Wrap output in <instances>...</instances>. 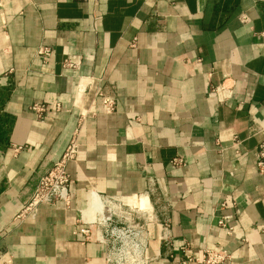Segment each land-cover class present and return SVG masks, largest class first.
<instances>
[{"label":"crops","instance_id":"crops-1","mask_svg":"<svg viewBox=\"0 0 264 264\" xmlns=\"http://www.w3.org/2000/svg\"><path fill=\"white\" fill-rule=\"evenodd\" d=\"M69 55L82 78L63 70ZM225 77L236 86L222 103ZM53 101L63 111L45 119L30 109ZM0 133V264H107L80 220L92 192L142 197L150 264L204 249L264 264V0H2ZM73 141L71 206L17 220Z\"/></svg>","mask_w":264,"mask_h":264},{"label":"built area","instance_id":"built-area-1","mask_svg":"<svg viewBox=\"0 0 264 264\" xmlns=\"http://www.w3.org/2000/svg\"><path fill=\"white\" fill-rule=\"evenodd\" d=\"M2 0H0V7ZM38 54L46 61L52 54L49 46L39 48ZM82 62L80 57L69 55L63 63V70L72 73L79 79ZM235 80L225 77L223 81L212 87L217 99L224 103L234 97ZM79 88V85H78ZM82 89L79 88L81 92ZM101 105L106 113H112L116 109L114 95L101 90L99 92ZM30 109L41 119H45L49 114L56 115L63 111V104L60 101L35 103ZM235 141V145H239ZM77 153V144L73 141L66 148L61 159L40 177L38 185L28 203L22 206L16 215L17 220H24L31 215L40 205H55L63 203L66 207L71 206L72 197L75 192V183L67 170V165L72 161ZM181 159H175L174 164H181ZM256 168L264 173V135L257 151ZM92 197H98L101 208L96 211L92 220H86L80 211L81 222L88 226L94 225L97 228V239L101 243L109 246L106 261L107 264H150L149 240L147 223L153 221L152 212L149 206H140L142 197L135 199L101 197L98 193L92 192ZM220 225L226 226L224 220ZM231 230V229H230ZM83 234L89 236V227L81 230ZM231 255L228 251L218 252L213 249H204L199 255L188 254L181 264H228ZM6 264H15L10 257Z\"/></svg>","mask_w":264,"mask_h":264},{"label":"bare ground","instance_id":"bare-ground-1","mask_svg":"<svg viewBox=\"0 0 264 264\" xmlns=\"http://www.w3.org/2000/svg\"><path fill=\"white\" fill-rule=\"evenodd\" d=\"M90 199L92 200V202H91ZM88 201H89V203L91 202V206H92V208H91L90 211H91V213L94 215L96 211H99V210H100V208H101V203H100L98 197H92V196L89 198ZM80 211L82 212L83 216H84L85 219H86L87 217H86V214H85V213H86L87 211H86V210L84 211V209H80ZM93 215H92V216H93ZM93 218H94V217H93ZM86 220H88V219H86ZM89 220H92V219L89 218Z\"/></svg>","mask_w":264,"mask_h":264},{"label":"rangeland","instance_id":"rangeland-1","mask_svg":"<svg viewBox=\"0 0 264 264\" xmlns=\"http://www.w3.org/2000/svg\"><path fill=\"white\" fill-rule=\"evenodd\" d=\"M91 200V199H90ZM91 202H92V200H91ZM91 202L90 203H86V207H87V212L85 213L86 214V216H87V218L86 219H88L89 220V218L90 219H93V217H94V215L91 213V208H92V206H91ZM90 204V205H89ZM85 208V207H84ZM82 209V208H81ZM91 215H93V216H91Z\"/></svg>","mask_w":264,"mask_h":264},{"label":"trees","instance_id":"trees-1","mask_svg":"<svg viewBox=\"0 0 264 264\" xmlns=\"http://www.w3.org/2000/svg\"><path fill=\"white\" fill-rule=\"evenodd\" d=\"M2 139V134L0 133V140Z\"/></svg>","mask_w":264,"mask_h":264}]
</instances>
